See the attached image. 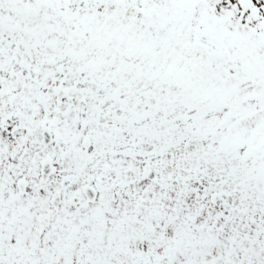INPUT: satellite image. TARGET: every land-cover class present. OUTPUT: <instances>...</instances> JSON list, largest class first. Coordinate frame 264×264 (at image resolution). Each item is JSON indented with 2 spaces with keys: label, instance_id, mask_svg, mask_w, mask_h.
Instances as JSON below:
<instances>
[{
  "label": "snow or ice",
  "instance_id": "obj_1",
  "mask_svg": "<svg viewBox=\"0 0 264 264\" xmlns=\"http://www.w3.org/2000/svg\"><path fill=\"white\" fill-rule=\"evenodd\" d=\"M0 264H264V0H0Z\"/></svg>",
  "mask_w": 264,
  "mask_h": 264
}]
</instances>
